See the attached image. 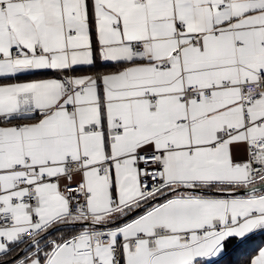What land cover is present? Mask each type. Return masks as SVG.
<instances>
[{
    "label": "snow or ice",
    "instance_id": "obj_1",
    "mask_svg": "<svg viewBox=\"0 0 264 264\" xmlns=\"http://www.w3.org/2000/svg\"><path fill=\"white\" fill-rule=\"evenodd\" d=\"M257 234L264 0H0V264H232Z\"/></svg>",
    "mask_w": 264,
    "mask_h": 264
},
{
    "label": "trees",
    "instance_id": "obj_2",
    "mask_svg": "<svg viewBox=\"0 0 264 264\" xmlns=\"http://www.w3.org/2000/svg\"><path fill=\"white\" fill-rule=\"evenodd\" d=\"M264 244V234H257L249 241L247 248L244 250L233 252L229 257L228 261L232 264H245L250 256L255 254V251Z\"/></svg>",
    "mask_w": 264,
    "mask_h": 264
},
{
    "label": "crops",
    "instance_id": "obj_3",
    "mask_svg": "<svg viewBox=\"0 0 264 264\" xmlns=\"http://www.w3.org/2000/svg\"><path fill=\"white\" fill-rule=\"evenodd\" d=\"M262 246H264V244H263ZM262 246H261V247H262Z\"/></svg>",
    "mask_w": 264,
    "mask_h": 264
}]
</instances>
